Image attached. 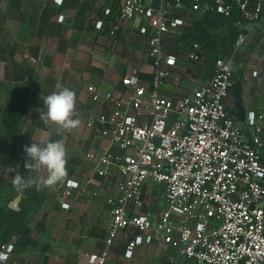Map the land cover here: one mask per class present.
Listing matches in <instances>:
<instances>
[{
    "label": "built area",
    "instance_id": "1",
    "mask_svg": "<svg viewBox=\"0 0 264 264\" xmlns=\"http://www.w3.org/2000/svg\"><path fill=\"white\" fill-rule=\"evenodd\" d=\"M101 9L98 30L115 33L117 16L137 22L151 70L133 66L115 91L87 86L105 104L87 123L119 150L104 151L97 172L113 167L121 181L119 195L108 199L106 248L83 253L86 263L107 264L120 235L123 258L135 264L137 249L159 235L171 248L165 264H264L263 116L249 111L241 120L227 106L236 53L252 46L264 60V0H101ZM204 16L203 40L185 37ZM233 29L235 42L220 46ZM148 184L160 187L156 213L145 208ZM60 187L68 210L80 184L67 179ZM13 248L2 247L0 264Z\"/></svg>",
    "mask_w": 264,
    "mask_h": 264
},
{
    "label": "crops",
    "instance_id": "2",
    "mask_svg": "<svg viewBox=\"0 0 264 264\" xmlns=\"http://www.w3.org/2000/svg\"><path fill=\"white\" fill-rule=\"evenodd\" d=\"M64 15L62 22L58 16ZM101 0H0V250L13 244L4 264H87V253L106 248L110 227L108 199L120 193L121 176L113 167L100 175L96 163L104 151L118 153L89 117L105 109L94 101L87 86L95 84L98 93L117 90L120 78L133 66L151 70L145 52V35L134 29L136 21L118 16L119 30H98ZM263 25V24H262ZM261 26V25H260ZM257 70V76L251 72ZM143 74V73H142ZM237 90L227 98L228 111L238 115L237 100L245 110L262 115L264 139V60L258 51L241 49L233 62ZM57 86L76 93V111L81 124L72 132L39 120L44 97ZM63 139L67 149V179L80 184L71 190V208L60 207L61 183L52 188L36 187L17 192L13 176L25 178L40 174L24 168L25 145L41 146L48 140ZM92 152L95 160L86 158ZM46 176V173H43ZM160 187L144 188L145 208L159 210ZM120 239L109 247L107 264H130L122 254ZM171 248L158 235L152 243L140 246L135 264H165Z\"/></svg>",
    "mask_w": 264,
    "mask_h": 264
},
{
    "label": "clouds",
    "instance_id": "3",
    "mask_svg": "<svg viewBox=\"0 0 264 264\" xmlns=\"http://www.w3.org/2000/svg\"><path fill=\"white\" fill-rule=\"evenodd\" d=\"M58 91L44 97V109L39 112V120L45 125H55L57 134L67 131L72 132L81 124L76 111V93L68 87L57 86ZM249 122H254V114H248ZM23 152L26 154L24 168L28 173H38V176L28 175L25 178L19 171L13 176V187L17 192L36 187L52 188L62 183L67 176V149L63 139L48 140L41 146L32 142L25 145ZM46 173V176L43 175Z\"/></svg>",
    "mask_w": 264,
    "mask_h": 264
},
{
    "label": "trees",
    "instance_id": "4",
    "mask_svg": "<svg viewBox=\"0 0 264 264\" xmlns=\"http://www.w3.org/2000/svg\"><path fill=\"white\" fill-rule=\"evenodd\" d=\"M209 26H210L209 19L204 16L195 24H193V26L190 27L189 30H187L184 35L185 37H191V38L203 40V38L206 36V33H204L202 29L206 27L208 28ZM237 34L238 31L236 29L231 30L228 36L221 40L220 46L224 48L230 47L235 42Z\"/></svg>",
    "mask_w": 264,
    "mask_h": 264
},
{
    "label": "water",
    "instance_id": "5",
    "mask_svg": "<svg viewBox=\"0 0 264 264\" xmlns=\"http://www.w3.org/2000/svg\"><path fill=\"white\" fill-rule=\"evenodd\" d=\"M237 89H238V88H236L235 90H237ZM235 90H234V91H235ZM236 108H237V110L239 111L238 117H239L241 120H243L244 117H245V110H244V108H243V106H242V104H241V100H240V99L237 100Z\"/></svg>",
    "mask_w": 264,
    "mask_h": 264
},
{
    "label": "rangeland",
    "instance_id": "6",
    "mask_svg": "<svg viewBox=\"0 0 264 264\" xmlns=\"http://www.w3.org/2000/svg\"><path fill=\"white\" fill-rule=\"evenodd\" d=\"M251 45H253V46H254V44H253V41H252V40H251V42H250L249 46H251ZM251 48H252V46H251Z\"/></svg>",
    "mask_w": 264,
    "mask_h": 264
}]
</instances>
